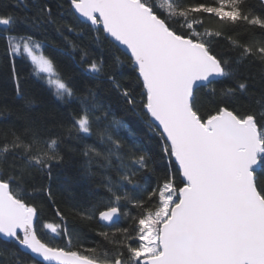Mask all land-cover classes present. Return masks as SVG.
<instances>
[{"label":"snow or ice","instance_id":"6c2138e0","mask_svg":"<svg viewBox=\"0 0 264 264\" xmlns=\"http://www.w3.org/2000/svg\"><path fill=\"white\" fill-rule=\"evenodd\" d=\"M0 26L14 84L0 103V264H264V74L241 71L264 68V0H0ZM17 60L67 116L26 90ZM54 176L74 194L55 223L36 205L54 203ZM89 232L94 246L72 250Z\"/></svg>","mask_w":264,"mask_h":264},{"label":"trees","instance_id":"16d2710c","mask_svg":"<svg viewBox=\"0 0 264 264\" xmlns=\"http://www.w3.org/2000/svg\"><path fill=\"white\" fill-rule=\"evenodd\" d=\"M9 7L13 11H19L18 8L13 7L12 5H9ZM67 5L65 4V8ZM2 27V26H0ZM6 35V33H3L0 31V55H2L5 47V42L3 39V36ZM71 36V34H69ZM227 36V33H226ZM253 38L249 37L248 40L251 41ZM229 41L227 38L221 39L219 45L217 46L218 52H223L228 47ZM99 51V49H97ZM56 59L59 62L60 68L63 71H67V65L69 62V56L68 53H60ZM123 59V58H122ZM3 61L0 60V64H2ZM16 69L20 73L21 79L24 82L23 86L26 88L27 91L30 93L35 94L37 97H40L44 100L45 105L47 107V110L53 112L56 114L58 118H60L62 115L67 116V114L71 111V109L67 108L66 105L60 103L56 100V98L51 95L50 90L48 89V86L45 82H41L37 79L36 76L32 74V68L29 63L17 60L16 61ZM129 73H131V69H127ZM245 75L251 74L253 77L256 78L257 83L260 82V76L261 74H264V68H261L259 66L248 64L244 66L241 70ZM11 72V64H8L4 66L3 68H0V89H2L6 94L0 96V103H11L12 102V95L14 92V84L10 81L9 76ZM74 75V74H73ZM131 77L129 76L128 79L125 80V83H128ZM224 87H227L229 85H222ZM111 108L113 113L116 115L117 118H120L124 115L122 108L116 104L114 101L111 104ZM10 119H15V117H10ZM127 119H132L131 117H128ZM135 126V135L140 142L146 153L152 154L156 153L158 156L162 155L161 149L158 146L159 137L155 134L149 132L146 127L142 124V122L136 120L134 121ZM126 134V133H125ZM95 137H92L88 142L92 143L95 141ZM168 169V162L166 160H158L154 165V171L148 172L144 174V178L146 179L147 183L155 186V182L158 179H162L165 175V172ZM42 183H47V178H43ZM52 192H53V201H49L46 195H41V198L36 200V205L40 211L41 214V220L45 222H58L59 218L55 215L56 209L59 208L62 212L65 213V215L71 216V213L69 211V202L71 199V195L67 192H62L60 190V185L56 180V177H53L52 181ZM135 211V210H133ZM122 226H126L127 221H122ZM90 238H85L82 241H73L72 244V250H80L83 251V248L80 247L82 244L85 247L88 246H94V241L99 240V237H96L94 233L89 232L87 234ZM51 242V241H50ZM60 243L61 246H66V241H57Z\"/></svg>","mask_w":264,"mask_h":264}]
</instances>
